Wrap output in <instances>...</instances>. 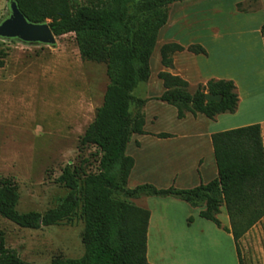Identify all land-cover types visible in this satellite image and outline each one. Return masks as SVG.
I'll return each instance as SVG.
<instances>
[{
  "label": "trees",
  "instance_id": "1",
  "mask_svg": "<svg viewBox=\"0 0 264 264\" xmlns=\"http://www.w3.org/2000/svg\"><path fill=\"white\" fill-rule=\"evenodd\" d=\"M14 1L29 22H46L55 38L74 34L81 59L104 63L109 83L101 106L80 139L81 144L95 146L100 152L97 172L83 175L71 165L65 166L57 182L67 193L43 214L18 212V186L0 178V217L19 228L38 230L57 226L80 209L83 255L53 258L51 264H149L146 251L150 211L131 200L170 197L200 208V218L231 234L238 263L243 264L239 242L264 218V142L259 124L211 134L217 176L206 184L191 189L158 188L147 183L127 188L134 166L127 147L133 135L147 134L142 108L151 100H136L133 93L150 78V58L159 31L168 21L170 6L184 0ZM183 51L206 55L200 45L184 48L166 43L159 50L160 64L172 68L173 55ZM158 79L164 91L154 100L173 107L178 120L187 114L214 120L237 110L239 98L231 80L210 79L198 84L191 94L188 82L179 76L160 72ZM206 93L218 95L220 100L207 101ZM154 136L172 137L167 133ZM118 194L121 198L115 197ZM221 207L225 208L229 228L218 219ZM0 264H27L15 250L6 247L1 231Z\"/></svg>",
  "mask_w": 264,
  "mask_h": 264
},
{
  "label": "rangeland",
  "instance_id": "2",
  "mask_svg": "<svg viewBox=\"0 0 264 264\" xmlns=\"http://www.w3.org/2000/svg\"><path fill=\"white\" fill-rule=\"evenodd\" d=\"M193 1L184 0L182 4H173L169 8L171 20H175L180 10L185 8L183 14L188 17L187 22L176 28L183 46L197 45L195 42L206 40L203 32L213 22L220 25L226 21L233 22V27L225 25L226 28H223L222 40L206 43L209 55L206 52V58H201L204 60L197 61L195 66L202 77L225 74L244 79L243 73L247 69L258 63L264 65V56L253 52L251 41L237 26L243 19L250 22L249 27L261 21L264 25V10H258V0H244L236 4L238 12H254L246 18L230 12L229 1L220 12L211 11L206 4L210 1ZM77 2L83 3L84 0ZM8 14V0H0V22ZM165 31L166 28L160 30L150 58L151 78L140 84L133 95L136 100L151 99L149 101L152 102L149 105L146 102L142 108L150 129L193 132L190 124L183 125L175 119L173 108L154 100L163 93L158 73L161 72L159 50L166 43ZM108 83L105 64L82 60L72 33L56 37L54 47L0 38V178L10 179L18 186V212L43 214L55 207L57 200L67 193V189L57 182L65 166L71 165L83 175L97 172L100 152L95 146L81 144L80 139L101 106ZM195 89L196 86H191L188 91L192 94ZM250 91L257 96L264 94V79L255 82ZM135 106L134 103L132 110ZM260 112L264 114V109ZM261 130L264 141V128ZM146 148L155 156L153 165L145 170L137 183L130 181L127 188L146 182H152L150 184L158 188L167 186L169 172L159 161L166 144L148 141ZM134 150L132 147L129 153L133 154ZM184 153L188 161L197 155L192 149ZM205 157L199 161L203 168L200 173L212 180L216 177L215 169L214 166H202ZM115 197L121 198V195ZM159 201L154 200L147 205L161 212ZM131 202L139 205L141 200L133 199ZM191 211L187 205L184 210L173 209L178 218ZM188 219L186 222L190 224ZM218 219L220 222L226 219L223 207ZM83 227L80 209L59 225L38 230L19 228L0 217V231L6 247L15 250L27 264H51L53 258L81 257L84 252L81 240ZM259 227L264 230V220L257 223L256 228ZM254 243L251 240L246 250L239 242L244 253L243 264H250L253 260L256 264H264V245Z\"/></svg>",
  "mask_w": 264,
  "mask_h": 264
},
{
  "label": "crops",
  "instance_id": "3",
  "mask_svg": "<svg viewBox=\"0 0 264 264\" xmlns=\"http://www.w3.org/2000/svg\"><path fill=\"white\" fill-rule=\"evenodd\" d=\"M206 1H210V3L206 4H209L208 7L214 12H220L227 6V2L229 1L228 6L230 7V12L234 11L237 15L241 16V18H246L254 13H241L237 11L236 4L238 2H243L244 0ZM192 2L194 1L192 0ZM175 4L182 3L178 2ZM258 4V10H264V0H258ZM184 11L185 8H182L175 20H171V15L169 14L168 21L163 28H166V43H177L182 47L187 48L190 45L183 46L180 38L181 36L176 32L177 27H181L180 25L187 22L186 19L188 17L183 14ZM262 23L263 22L261 21L260 23L249 27L250 22L247 19H243L240 20L237 25L242 28L247 39L251 41V45L254 47L253 52H257L256 54L259 56L261 55V57L264 56V31L262 32L261 30ZM225 25H228V27L231 28L233 27V22L226 21L222 22L221 25L220 23L217 24L216 22H213L208 25L206 31L203 32L206 40L197 41L195 43L202 46L209 55L206 43H217L222 40L223 28H226ZM250 35L253 37H249ZM172 58L173 67L164 68L160 64L161 72H167L171 75L179 76L188 82L189 87L197 86L198 84H205L210 79L233 81L239 98L237 110L233 114L218 115L214 120H209L201 114H198L196 117L187 114L185 119L178 120L176 118L175 109L170 106L173 108L172 110H174L172 111V114L175 116V119L178 120L180 124H190L194 128L193 132L154 131L153 129H150V125L147 124L146 116L143 129L147 134L133 135L127 147V155L134 159V166L128 178L127 185L130 181L137 183V181L143 177L145 170L150 165H153L155 156H153V153L146 148V142L148 141H162L167 146L159 158L161 166H164L169 172L167 175V186L165 188L173 186L177 189H191L201 183L206 184L211 181L207 179L204 174L201 175L200 173L203 171V168L200 167L199 161L204 156H206V160L204 159V165L202 164V166L205 168L214 166L215 175L217 176L211 146V134L252 124H259L262 129L264 128V114L263 112H260L264 109V94L257 96L256 94H251L250 91L255 82L264 79L263 63H258L251 69H247L243 73L244 79H238L232 75L225 74L202 77L201 73H198V71L195 70V66L197 61L204 60L201 58H206L205 55H195L188 51H183L175 53ZM150 102L152 101L147 102V104L149 105ZM260 108L262 109L260 110ZM159 133H167L172 135V137L158 139L154 135ZM132 147L135 149L133 154L129 153ZM190 149L196 151L197 155L192 161L189 160V162L184 156V152H188ZM146 183L150 184L152 182ZM138 185H141V183ZM158 199L160 200L159 205L162 207L161 212L150 209L147 205L148 202H154V200ZM139 200H141V203L137 206L150 211L146 251V257L149 264H239L232 235L217 228L212 222L200 218V208H193L185 202L170 197H142ZM186 205L189 206L192 211L189 212L190 214L188 213L178 218L173 212V209L178 208L184 210L186 209ZM190 217L192 218V222L188 224L186 221ZM263 220L264 219L261 221L263 222ZM221 224L225 228L230 227L227 215L225 221H221ZM256 225L240 240L246 250L248 249L247 245H249L251 240L252 242H255V245H257V243L260 245L263 243L264 245V230L260 227L256 228ZM240 253L243 261L244 253L242 250H240ZM250 264H256V261L253 260Z\"/></svg>",
  "mask_w": 264,
  "mask_h": 264
},
{
  "label": "water",
  "instance_id": "4",
  "mask_svg": "<svg viewBox=\"0 0 264 264\" xmlns=\"http://www.w3.org/2000/svg\"><path fill=\"white\" fill-rule=\"evenodd\" d=\"M9 14L0 22V38L4 40L16 39L25 44H39L54 47L56 38L48 24L29 22L20 12L14 0H8ZM207 101H219L218 95L205 94Z\"/></svg>",
  "mask_w": 264,
  "mask_h": 264
}]
</instances>
